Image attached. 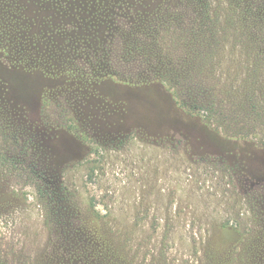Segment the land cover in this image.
<instances>
[{
    "label": "rangeland",
    "instance_id": "374dc122",
    "mask_svg": "<svg viewBox=\"0 0 264 264\" xmlns=\"http://www.w3.org/2000/svg\"><path fill=\"white\" fill-rule=\"evenodd\" d=\"M263 36L264 0H0V264H262L264 123L229 117Z\"/></svg>",
    "mask_w": 264,
    "mask_h": 264
},
{
    "label": "trees",
    "instance_id": "16d2710c",
    "mask_svg": "<svg viewBox=\"0 0 264 264\" xmlns=\"http://www.w3.org/2000/svg\"><path fill=\"white\" fill-rule=\"evenodd\" d=\"M263 39H264V36H263ZM216 49L219 50V47H217ZM255 52H257V51H255ZM257 53H260V54L257 55L256 62L255 61H254V63L252 62L253 69L255 70L253 77H255V79L250 80L252 82V86L249 85V91L247 89V90H245V93H244V95L247 96V100L242 101V100H244V96H241L240 94L239 95L242 97V99H239V97L236 96V99H238V105H237L236 111H233V114H235V115L229 117V118H232L231 120L238 119V117H239V119L242 118L243 122H245L246 119L251 117L253 122H257L258 120H260L261 123H264V101L261 100V98L264 97V84H260V86H257V88H262L261 89L262 92L260 94L257 93L258 89L255 87V85L258 84V82H259L258 80H259L260 75H261V69L260 68H262V66L264 65V51L260 50ZM213 55H215V57L217 56V53L215 50L210 51L209 58L211 59V57ZM215 57H214V59H212V61L215 60ZM232 86H233V84L231 85L230 91H232L234 94ZM210 89L213 90V87H210ZM210 99H211V101H214V102L218 101V99H216V98H210ZM211 104L214 105L213 103H211ZM242 109L244 110L243 112L241 111ZM246 114H248V115H246ZM218 117L222 120L224 116H218ZM213 118H215V117L208 116L207 119L209 120V122L212 123ZM262 130L264 132V124H263ZM257 134L258 133L256 132V136H257ZM242 138H245V137L242 136ZM84 220L85 221L83 222V232L85 233L84 236L88 238L86 243L89 242V240H90V242L88 244H86V249H85L88 252L87 259H86V262H88V261L94 259L96 257V255H98L99 253L105 254L106 252L110 251L111 249H110V246L108 243V239H107L106 235L101 231L100 227L98 225H94L92 219H84ZM228 235L231 237L233 235H235L234 230L232 228H225L223 230V235L221 236L222 242H221V240L219 241L218 239L215 242V246L217 247V249H219L220 246L221 247L225 246L223 243L225 242V237ZM255 249H256L257 256L261 255V257H262L261 262H262V264H264V233L261 234V238H259V242L256 244ZM217 264H225V263L219 262Z\"/></svg>",
    "mask_w": 264,
    "mask_h": 264
}]
</instances>
